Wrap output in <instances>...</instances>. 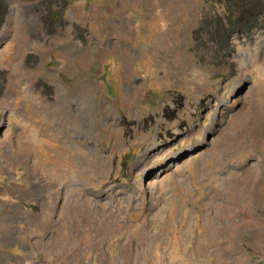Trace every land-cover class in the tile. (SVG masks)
Masks as SVG:
<instances>
[{
  "label": "rangeland",
  "instance_id": "rangeland-1",
  "mask_svg": "<svg viewBox=\"0 0 264 264\" xmlns=\"http://www.w3.org/2000/svg\"><path fill=\"white\" fill-rule=\"evenodd\" d=\"M237 1L0 0V264H264Z\"/></svg>",
  "mask_w": 264,
  "mask_h": 264
},
{
  "label": "trees",
  "instance_id": "trees-1",
  "mask_svg": "<svg viewBox=\"0 0 264 264\" xmlns=\"http://www.w3.org/2000/svg\"><path fill=\"white\" fill-rule=\"evenodd\" d=\"M243 1V0H242ZM241 3L237 1L235 3L238 8L237 13L226 12L227 22L226 28L228 31L237 32L247 28L250 22L258 20V16H262V23H264V0H244ZM234 4H231L230 7L233 8ZM229 8V6H228Z\"/></svg>",
  "mask_w": 264,
  "mask_h": 264
}]
</instances>
